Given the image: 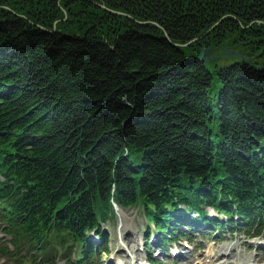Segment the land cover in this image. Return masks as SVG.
<instances>
[{
    "label": "trees",
    "instance_id": "obj_1",
    "mask_svg": "<svg viewBox=\"0 0 264 264\" xmlns=\"http://www.w3.org/2000/svg\"><path fill=\"white\" fill-rule=\"evenodd\" d=\"M263 65L264 0H0L2 264H88L112 201L264 233Z\"/></svg>",
    "mask_w": 264,
    "mask_h": 264
},
{
    "label": "rangeland",
    "instance_id": "obj_2",
    "mask_svg": "<svg viewBox=\"0 0 264 264\" xmlns=\"http://www.w3.org/2000/svg\"><path fill=\"white\" fill-rule=\"evenodd\" d=\"M208 214L214 215V212L210 209H206ZM103 231L107 233V248L108 253L107 256H103L100 261H104L105 264H116L113 259L116 258L117 262L122 261L121 259L128 260V264L130 259L128 258V253L126 252V244H131L130 238H133L134 241L131 245L135 247L138 253H140V262L143 264H147L146 252L143 250L141 245L142 235L144 231H146L147 227H150L153 230V226L151 224H147L142 211L139 207H129V208H116L115 216L112 219H109L102 223ZM1 236V235H0ZM259 240H248L237 234L226 235L221 238V240L213 241L211 238L206 239L204 237H198V235L194 236V244H187V259L192 263L196 262L193 258L194 256H199L200 252L205 253L207 249H215L219 250V253L230 251V247L234 248V254L239 253V262L240 264L250 263L255 260V264H264V254L257 253L255 251L256 246H258ZM176 244V243H175ZM175 244L171 246V250L174 249ZM194 245H200L201 248L195 250ZM203 246V247H202ZM195 250V251H194ZM200 251V252H199ZM262 252V251H260ZM155 254V252H153ZM221 256V255H220ZM155 257V255H154ZM164 262V264H171L170 261L167 262L165 258L161 255H158L157 258ZM94 264H98L99 259H93ZM188 260L182 261L180 263L185 264ZM250 261V262H249ZM189 262V264H192ZM62 264V263H56Z\"/></svg>",
    "mask_w": 264,
    "mask_h": 264
},
{
    "label": "bare ground",
    "instance_id": "obj_3",
    "mask_svg": "<svg viewBox=\"0 0 264 264\" xmlns=\"http://www.w3.org/2000/svg\"><path fill=\"white\" fill-rule=\"evenodd\" d=\"M134 241L133 238H130V242ZM126 244V252L128 253V258L130 259L129 264H140V253L137 252L133 245ZM234 248L230 247V252L227 256L224 255L218 259L219 250L207 249L205 253H200V258L197 259L196 264H240L239 263V253L234 254ZM227 252H224L226 254ZM223 254V253H222ZM239 255V256H238ZM121 264H127L128 260L121 259Z\"/></svg>",
    "mask_w": 264,
    "mask_h": 264
},
{
    "label": "water",
    "instance_id": "obj_4",
    "mask_svg": "<svg viewBox=\"0 0 264 264\" xmlns=\"http://www.w3.org/2000/svg\"><path fill=\"white\" fill-rule=\"evenodd\" d=\"M208 53V49H203L202 51H201V55H200V57H199V60H201V61H206V59H205V55ZM228 55H231V56H233V57H236L237 59H239V60H242V61H247L248 62V60L244 57V56H242V55H238L236 52H234L233 50H231V51H227L226 52V55L224 56V58H226ZM263 68H264V66H263Z\"/></svg>",
    "mask_w": 264,
    "mask_h": 264
},
{
    "label": "flooded vegetation",
    "instance_id": "obj_5",
    "mask_svg": "<svg viewBox=\"0 0 264 264\" xmlns=\"http://www.w3.org/2000/svg\"><path fill=\"white\" fill-rule=\"evenodd\" d=\"M225 51V50H224Z\"/></svg>",
    "mask_w": 264,
    "mask_h": 264
}]
</instances>
